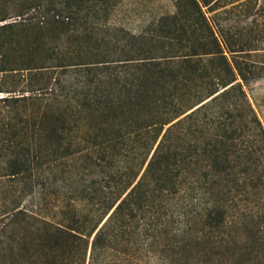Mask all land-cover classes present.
<instances>
[{
  "label": "trees",
  "instance_id": "1",
  "mask_svg": "<svg viewBox=\"0 0 264 264\" xmlns=\"http://www.w3.org/2000/svg\"><path fill=\"white\" fill-rule=\"evenodd\" d=\"M170 1L132 34L121 0H0L3 176L54 173L0 264H264V69L219 23L250 0Z\"/></svg>",
  "mask_w": 264,
  "mask_h": 264
},
{
  "label": "rangeland",
  "instance_id": "2",
  "mask_svg": "<svg viewBox=\"0 0 264 264\" xmlns=\"http://www.w3.org/2000/svg\"><path fill=\"white\" fill-rule=\"evenodd\" d=\"M229 9L231 7L227 6L226 10ZM171 13H173V6L170 0H121L111 12L109 23L124 28L132 34H137L146 23L161 15ZM6 17L11 18L4 22L18 19L9 11ZM220 19L221 25L233 26L229 33L235 34V37L241 35L250 42L251 49L254 51H250L248 57L245 58L264 69V0H250L245 6L233 8L231 13L221 16ZM4 22H0V24ZM1 77L0 74V88L3 89L6 87L1 84ZM244 90L264 129V74L256 80L250 81ZM4 95L7 94L0 93V97ZM11 159L12 154L9 150L0 151V229L7 224L9 213L15 206L29 209L30 200L35 201L43 192L41 182L46 176L54 175V173H49L50 171L44 169L45 165L41 164L40 167H37L33 163L30 176L24 174L21 177L10 179L3 175L7 173L5 166ZM95 177L96 172H93L86 177L83 176V179L90 182L95 180ZM50 191H53V187ZM0 241L2 242L0 248L4 250L2 254L5 255L7 253L5 235L0 236Z\"/></svg>",
  "mask_w": 264,
  "mask_h": 264
}]
</instances>
